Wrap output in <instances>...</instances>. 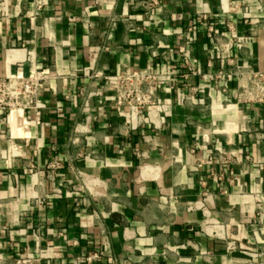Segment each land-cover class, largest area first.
<instances>
[{
    "label": "crops",
    "instance_id": "crops-1",
    "mask_svg": "<svg viewBox=\"0 0 264 264\" xmlns=\"http://www.w3.org/2000/svg\"><path fill=\"white\" fill-rule=\"evenodd\" d=\"M139 1L0 0V76L59 74L0 109V264H264V102L237 75L264 71V0ZM122 66L163 75L134 128Z\"/></svg>",
    "mask_w": 264,
    "mask_h": 264
},
{
    "label": "built area",
    "instance_id": "built-area-1",
    "mask_svg": "<svg viewBox=\"0 0 264 264\" xmlns=\"http://www.w3.org/2000/svg\"><path fill=\"white\" fill-rule=\"evenodd\" d=\"M115 2V0H112ZM156 0H142L136 3L149 9ZM181 51L185 46L181 45ZM95 73L92 76L97 77ZM241 80V88L248 94V99L264 102V71L250 70L237 73ZM59 74L51 68L37 69L29 76L10 75L0 76V109L10 112L14 109H37L42 107V96L50 88V80L57 78ZM109 80V87L115 92V104L121 115L125 117L129 128H134L144 119L146 112L155 107L160 100L159 87L163 75L149 68L141 69L130 66H122L114 76L103 75ZM86 101V106H88ZM61 110V108L59 109ZM78 193L74 201L77 205L90 206L91 197L86 193L84 185L75 186ZM99 252H92L87 256L88 261L99 258ZM114 264L121 263L118 260ZM2 264H44L41 257L27 254L3 259Z\"/></svg>",
    "mask_w": 264,
    "mask_h": 264
}]
</instances>
